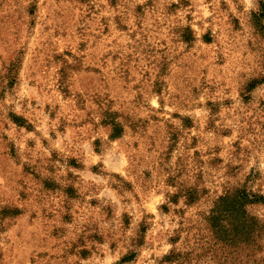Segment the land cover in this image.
Wrapping results in <instances>:
<instances>
[{
  "label": "rangeland",
  "instance_id": "374dc122",
  "mask_svg": "<svg viewBox=\"0 0 264 264\" xmlns=\"http://www.w3.org/2000/svg\"><path fill=\"white\" fill-rule=\"evenodd\" d=\"M259 3L0 0V264H264L206 221L264 195Z\"/></svg>",
  "mask_w": 264,
  "mask_h": 264
},
{
  "label": "trees",
  "instance_id": "16d2710c",
  "mask_svg": "<svg viewBox=\"0 0 264 264\" xmlns=\"http://www.w3.org/2000/svg\"><path fill=\"white\" fill-rule=\"evenodd\" d=\"M258 11L254 14L255 25L260 24L261 19H264L262 3H259ZM13 118L18 120L17 117ZM114 130L115 133L111 134V138L119 136V128L115 127ZM257 204L264 205V195L251 193L243 188H236L217 197L206 217L210 231L219 235L226 244L250 245L253 253L259 258V255L264 253V224L247 210L249 206ZM133 257L132 253L123 260L130 261Z\"/></svg>",
  "mask_w": 264,
  "mask_h": 264
}]
</instances>
